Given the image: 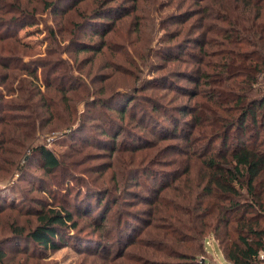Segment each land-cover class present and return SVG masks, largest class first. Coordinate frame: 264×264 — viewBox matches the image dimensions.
<instances>
[{
	"label": "trees",
	"instance_id": "obj_1",
	"mask_svg": "<svg viewBox=\"0 0 264 264\" xmlns=\"http://www.w3.org/2000/svg\"><path fill=\"white\" fill-rule=\"evenodd\" d=\"M31 1L37 5L29 13L22 0H16L15 7L0 0V7L15 10L9 19L0 16V29L52 11L56 28L50 30V39L69 46L55 48L51 42L46 56L29 65L25 60L34 52L18 37L0 32V171L8 179L24 177L31 190L46 196L24 198L17 205L0 195V219L8 220L0 226V264H30L38 259L30 247L45 252L80 246L87 256L111 261L114 236L106 222L113 208L123 204L146 205L137 211L146 218L119 214L120 227L126 222V229L127 224L128 230L132 228L120 237L132 251L125 255L121 246L115 252L125 257L126 264H207L209 238L230 264H263L264 0H196L201 5L198 11L173 23L182 26L179 29L153 25V34L158 29L162 34L156 44L146 39V31L153 27L142 18L134 26L127 22L132 14L146 12L142 0H131L130 11L108 5L110 0H93L97 3L91 12L82 9L90 0L61 9L63 0ZM153 12L158 16L157 8ZM160 24L165 26L164 19ZM87 28L90 38H99L97 44L82 39ZM179 38L183 39L176 45L181 49L168 47ZM177 50L193 59L173 55ZM70 51L73 59L66 63L63 56ZM85 52L90 55L79 60ZM72 60L80 62L81 70L89 66L88 81L73 76ZM171 62L197 68L180 77ZM167 71L170 75L165 77L161 72ZM155 93L172 104L161 103ZM181 98L187 101L179 103ZM82 104L88 114L81 113ZM98 107L114 109L117 115L102 114ZM126 120L144 130L131 131L130 141ZM91 127L101 132L100 137L71 145L63 155L42 142L33 145ZM13 135L25 145H16ZM107 142L112 148L108 155L84 157L88 147L108 148ZM30 149L42 177L29 174L23 153ZM88 158L101 162L102 183L90 189L101 192V198L84 213L95 224L97 248L96 243H77L81 227L73 206L49 201L57 200L55 188L71 196L72 186L66 180ZM138 176H148L149 182L142 183ZM134 186H143L146 192L131 193ZM129 196L137 203H125ZM31 201L38 207L24 212L25 202ZM25 216L30 219L23 222ZM11 239L26 244L10 253L4 245Z\"/></svg>",
	"mask_w": 264,
	"mask_h": 264
},
{
	"label": "rangeland",
	"instance_id": "obj_2",
	"mask_svg": "<svg viewBox=\"0 0 264 264\" xmlns=\"http://www.w3.org/2000/svg\"><path fill=\"white\" fill-rule=\"evenodd\" d=\"M9 1H10L9 5L11 6L15 7V5L18 4L16 0H9ZM28 1L29 0H22V3H23L22 6L25 7L27 11H29V13H32L33 12L32 9L37 4L34 1H31V2H28ZM75 1L77 0H63L62 2H60L58 7L60 9L65 8V7H70ZM130 1L131 0H110V2H108V5L110 4V6L119 8V9H122L121 6H123L124 10L129 9L130 11L133 5ZM142 2H143V7L146 9V12H140V14H135V15L132 14L128 18L127 22L129 25L134 26L142 18V21L145 22L149 28L153 27L152 31L150 30L146 31L147 33L146 39L148 41L151 39L155 40L154 44L157 43L158 39L162 38L161 37L162 34L159 32V29L155 34H153V29L155 25H158L159 27H167L169 31L179 29L182 26L178 24H173V23L178 22L181 19H183L187 12L194 13L193 11H198V9L201 7V5H199L196 2V0L194 1L193 0H189V1H186V0H142ZM153 2L155 4L158 3V6L157 5L155 6V4L153 5L152 4ZM95 3L93 4V0H90L88 3L82 5V9L86 8L87 11L91 12L96 7ZM154 8L158 9V16L155 15V13L153 12ZM13 9H10V6L2 5L0 7V16L4 17V19H9L13 17L14 16L13 11H15ZM55 19H56V14H53L52 11L44 12L43 14H37L35 20L34 21L31 20L28 23L26 22H21L20 24L8 23L6 26H8L9 28L0 29V32L4 34L9 33V35H14L18 37L20 39L21 45H25L27 49L34 52L31 54L30 57H27V60H25L26 62L29 61V65H30V62L37 61L38 59H42V57L46 56V52L48 51L51 42H53L50 39V30L56 28ZM163 19H164L165 26H163V24L162 25L160 24V20L162 21ZM195 19H197V16L195 18H192V20L189 21L187 26H189L190 23L194 21ZM77 21H80V18H77ZM168 23H171V24H168ZM84 33H86V35H84ZM84 33L82 34L83 35L82 39L86 40L87 43L88 42H91L94 44L98 43L99 38L97 36H95V38H90L91 33L89 32L88 28L84 30ZM199 33H201V30L194 32V35L199 34ZM180 39L182 40L183 38H179L177 40L168 42L169 44L168 47L173 45V46H178V48L176 49H181L179 48V45H176L178 43V40L181 41ZM57 45L68 47L69 43L68 42L62 43L60 42V40H58L57 42H53L52 47L56 48ZM192 51H195V50H192ZM72 53L73 51H70L69 54H65L63 56V59L66 61V63L69 62V59L70 60L71 58L73 59ZM89 55L90 53H86V52L82 53L79 55L80 56L79 60L85 57H88ZM173 55H179V56L181 55L183 56L182 59L186 61H190L191 59H193L192 57L188 55H184V51H180V50L175 51ZM79 64L80 62L76 63L73 60L71 61V66L73 67V70H72L73 76L76 77L77 79L85 78L88 81L89 77L86 76V73H88L89 66H85L84 69L81 70V66ZM169 66L174 67L175 71L173 72L179 73L180 77L186 75V73H188L190 70L197 68V64H185L183 62H171ZM161 73H166L165 77L167 75H170V74H167L169 73L168 71L161 72ZM19 82L20 80H17V84L15 83L14 85L15 89H17L16 87L19 86L20 84ZM183 83H187V82H183ZM39 85L41 86V82ZM100 86L101 85H99V87ZM117 89L121 90L120 88H117ZM155 94L158 95V98L160 99V101H162L161 103L170 102L167 98H160L161 97L160 93H155ZM12 98L13 96L7 97L8 100H11ZM186 101H187V98H181L179 100V103H185ZM171 104L172 102L168 103V105H171ZM98 110H101L102 114L104 112L109 111L108 113L115 115V116L117 115L116 110L111 109V108L108 110L105 107H98ZM80 111L81 113L85 112V114H88L89 109H87V107L84 104H82L80 106ZM24 117L28 119L27 116H24ZM129 122L130 121L126 120V124ZM136 125L137 124L135 122H133L132 124L130 123L127 124L128 126L127 134H126L127 138L128 136L133 135L131 131H134V133H137V132L142 133L144 131V130H140V128L137 127ZM100 135H101V132H99L97 128L91 127V128L80 129L77 133L73 134L72 136H69V135L67 136L66 134L55 135V136L47 138L46 140L37 141L33 145H37L38 143L42 142L46 144L47 147L50 150L54 151L56 154L63 155L64 153H67V151L69 150V146L74 145V144L78 145L80 141L83 142L85 140H90V138L96 141L100 137ZM11 138H12V141L13 140L15 141L16 145H25V142L20 138L19 135H13L11 136ZM121 139L122 137L119 139V141ZM129 139L132 140V138H128V140ZM106 145H108V148H105V146H100L99 149L97 147L94 148L92 146L88 147L84 152V157L85 156L94 157L91 155H100L103 153L104 154L106 153V155H108L107 153H109V149H112V148H109L111 145L110 142H107ZM101 147L107 150H102ZM31 150L32 149L27 150L23 153L24 161L27 163L28 169L30 171L29 174H33L36 176L39 175L40 177H42L41 176L42 171L39 169V167H35L34 165V156H32ZM77 158H81V157L78 156ZM103 161H108V160H103ZM100 163H101L100 161H95V160L92 161L88 158L86 164H84L82 167L73 168L71 170L72 176H70L68 180H66V183L69 182V184L72 186L71 196H68V192L64 191L63 189L55 188L57 200H53L52 198H49L51 205L57 201V204H56L57 206L65 205L67 207H72V206L74 207L76 211L75 212L76 217L81 227V229L78 232L80 234L79 235L80 239L79 241L77 239L78 241L77 243L81 242L82 246L85 244L91 245L93 243H96L95 244L96 248H97V244H99L96 241L99 238V236L98 234H96L94 230L93 225L95 224L94 222L92 223V220H90L88 216H85L84 213H86L85 211H87L89 206L91 207L90 203L95 206L96 202L99 201L101 198V195L98 194L101 192H94L90 190V189H95L92 186L101 185L102 183L101 176L98 175L99 171H101L100 170L101 167H99ZM5 164L6 163H2L1 167L7 168V164L6 165ZM83 169H86L87 172H83ZM108 176H109V173L105 176V178ZM28 177L29 176H27V178ZM138 177H140L142 183L149 182L148 176H143V177L138 176ZM33 181H36V180H33ZM37 183L39 184L40 182L37 181ZM31 187L32 186L28 184V182H26L24 177L20 175H15L14 178L12 177L8 179L7 174L0 171V195L3 199H6L8 201L7 203H15L17 205H22L24 198H27L29 201L30 198L46 197L44 193L31 190L30 189ZM131 189H132L131 193L142 192V191L146 192L143 186L141 188H137L136 186H134ZM65 192L66 194L64 195ZM135 202L136 200L132 196H129L125 200V203H135ZM24 205L26 207L24 212L28 211L29 209L38 207L35 204H33L32 201L25 202ZM145 207H146L145 204H137V205L123 204L122 206H119V207L115 206L113 208L112 212L109 214L110 215V218L108 219L109 221L106 222V228L107 229L110 228L112 231V235L114 236V240L110 244L113 251L116 252L117 250H120V248H122L121 246H125L123 247V250L125 249V252H126L125 255H127L130 251H132V246H128V244H125V242L123 243V241L122 243H120V237L124 236V234H127L128 231H131L132 228L128 230L129 225L127 224V229H126V222H125V227L123 229L120 227L121 221L119 218V214L121 212H124L125 216H127L126 212H128V216L130 219L135 216H138L141 219H143L144 217L146 218V216L138 215L137 211H139L140 209H145ZM99 212L101 211H98L96 213H99ZM29 219H30L29 216H25L22 218V221L25 222V221H28ZM7 221L8 220L6 218L4 217L1 218L0 226L4 222H7ZM134 224L140 225V222L136 221L134 222ZM120 228L122 230H120ZM118 229L120 231H118ZM7 236L8 235L3 236V237H7ZM81 237H84V238H81ZM103 239L106 241L108 240L105 237H103ZM25 244L26 242H16V240L11 239L9 240V242L5 243L4 249H8L10 253H13L16 250H12V249L17 248L18 245H21L22 247H24ZM206 245L209 250L207 251L208 254H205V256L208 258L207 264H230L229 261L225 258L223 253L218 248V245L213 238H209ZM79 247L80 246L76 248L69 246V247L61 248L58 251H45V252H42L39 249L30 247L31 248L30 253L36 258H38V259H31L30 264H126L125 257L119 258L120 254L115 255V252H113V254L111 255V257H113L111 261H103V260H100L101 259L100 257H98V259H95L90 256H87L86 253L82 252V250H80L81 248ZM40 256H45V257L40 259Z\"/></svg>",
	"mask_w": 264,
	"mask_h": 264
},
{
	"label": "built area",
	"instance_id": "obj_3",
	"mask_svg": "<svg viewBox=\"0 0 264 264\" xmlns=\"http://www.w3.org/2000/svg\"><path fill=\"white\" fill-rule=\"evenodd\" d=\"M261 257L264 259V254H262Z\"/></svg>",
	"mask_w": 264,
	"mask_h": 264
}]
</instances>
